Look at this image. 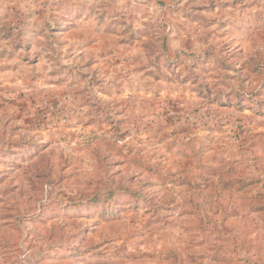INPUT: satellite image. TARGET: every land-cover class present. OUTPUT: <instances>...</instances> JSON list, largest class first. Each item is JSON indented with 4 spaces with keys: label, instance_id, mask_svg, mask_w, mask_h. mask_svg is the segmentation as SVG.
<instances>
[{
    "label": "rangeland",
    "instance_id": "1",
    "mask_svg": "<svg viewBox=\"0 0 264 264\" xmlns=\"http://www.w3.org/2000/svg\"><path fill=\"white\" fill-rule=\"evenodd\" d=\"M0 264H264V0H0Z\"/></svg>",
    "mask_w": 264,
    "mask_h": 264
}]
</instances>
